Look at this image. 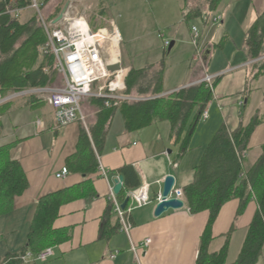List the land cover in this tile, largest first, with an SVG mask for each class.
Wrapping results in <instances>:
<instances>
[{
	"label": "crops",
	"instance_id": "0c3cea01",
	"mask_svg": "<svg viewBox=\"0 0 264 264\" xmlns=\"http://www.w3.org/2000/svg\"><path fill=\"white\" fill-rule=\"evenodd\" d=\"M2 1L0 0V3ZM152 1L154 4L158 3L161 9H167L165 12L164 10L158 12L159 23L161 22L162 26L172 27L175 22L184 19L181 0ZM34 11L30 7L21 10L19 18L21 22L28 23L34 18L37 15L33 13ZM262 15H264V0L221 2L213 16L221 17L225 29L222 37L227 38L226 45L234 39L237 44H234V51L217 56L212 69L211 63L218 49L217 43L207 40L206 36H201L200 52L194 57L196 65L191 70L192 74L187 78V82L181 84V89L201 84L204 75H219L221 79L214 89V99L207 107L209 119L197 126L188 153L178 161L179 146L171 137L169 121H158L138 131H130L122 115L116 113L108 127L106 140L99 156L96 153L99 158V169L89 177L90 195L81 196L64 205L60 217L55 222L56 229L70 228L72 238L64 244L52 247L55 256L46 263L37 262L38 255L34 254L26 258L25 263L139 264L131 250V243L140 246L150 239L152 244L140 253V264H196L209 213L193 215L185 201L183 209L169 210L162 216L155 217L157 206L155 200L163 192L167 176L175 177L176 187L182 190L193 181L194 168L204 148L223 125L233 132L238 129L241 120L248 124L252 118L258 116L262 123L254 132L249 151L245 153V168L252 167L260 157L264 145V74L258 79H255V75L260 66L264 65V61L249 64L251 59L247 53L245 40L252 24ZM190 32L192 36V28ZM118 33L121 36V32ZM162 36L167 39L165 35ZM173 43L174 47L176 43L171 42V45ZM225 49L224 47L218 50L225 52ZM121 53L124 68L128 72L131 68L145 69L151 65L159 66L158 63L147 62L136 66L140 56L134 50L130 56L127 54V57L122 48ZM144 58L147 61V57ZM60 81V75L54 70L52 82L46 88L55 87ZM171 91L170 88L165 90V92ZM32 96L38 106L35 109L28 103V97L0 108V148L10 147V157L21 164L29 184L28 189L21 196L16 197L14 209L0 216V263L9 256L20 253L24 248L36 205L42 197L84 183L85 178L80 174L70 172L64 179L58 178L57 175L63 168H67L68 159L77 152L81 132L85 130L90 133L99 113L94 101L86 99L82 105L84 121L59 127L52 107L45 100L47 94ZM38 120L41 121L40 126L37 125ZM126 165L135 168L141 185L145 183L150 185L153 202L132 210L130 235L123 232L120 225V230L101 238L102 228L111 230L117 222L115 216L109 220L111 189L115 188L116 181L120 177L116 172ZM100 167L108 172V177L101 174ZM127 206H130V202ZM239 206V200L228 202L221 210L213 228L212 252L222 248L225 236L234 229L227 264H234L237 261L258 208L255 201L251 202L246 212L238 218ZM116 251L119 254L115 259H111L110 255ZM258 264H264V250Z\"/></svg>",
	"mask_w": 264,
	"mask_h": 264
},
{
	"label": "trees",
	"instance_id": "16d2710c",
	"mask_svg": "<svg viewBox=\"0 0 264 264\" xmlns=\"http://www.w3.org/2000/svg\"><path fill=\"white\" fill-rule=\"evenodd\" d=\"M39 1L42 11V8L52 0ZM181 1L186 22L202 18L207 25L213 20V14L217 12L223 0H202L203 2L198 0L199 3L194 8L190 7V0ZM31 4L32 0H3L0 3V92L4 96L11 92L46 88L52 82V74L56 70L55 56L45 52L48 39L39 16L36 15L28 23H22L15 17L16 11L27 9ZM226 44L227 38L224 37L216 47L222 50ZM245 45L251 60L264 56V15L257 19L246 33ZM164 72L163 65L130 69L125 79L124 94L129 97L135 95L140 100L122 101L117 106L108 108L105 106V100L89 98L99 109L97 122L89 134L85 130L81 132L77 152L67 161L69 173L82 175L85 178L84 183L42 197L36 205L24 248L0 264H37L25 263L24 258L29 253L37 256L46 249L64 244L72 238L70 228L56 229L55 222L60 217L64 205L81 196L90 195L89 177L99 169L98 156L105 143L110 122L116 113L122 115L130 131H138L158 121H169L171 137L179 146L178 161L188 153L192 136L202 122L204 111L213 101L214 89L221 78L217 77L212 86L201 83L174 92H165ZM263 74L264 65L258 69L255 79ZM27 100L33 109L38 107L33 101V96H29ZM261 123L262 120L255 116L248 124L241 120L240 126L233 132L225 125L221 126L204 148L194 168L193 181L183 188L186 206L191 214L209 213L196 264H227L234 229L225 236L224 244L219 251L212 252L211 245L214 241L213 228L220 212L232 200L240 202L238 218L246 212L251 202L255 201L258 206L234 264H258L262 257L264 145L260 157L252 167L246 169L244 165L245 153L249 151L251 138ZM116 173L124 179L123 190L118 195L119 201L124 203L128 193L141 186V181L132 165H126ZM28 185L21 164L10 157V147L0 148V216L14 209L16 197L21 196L28 189ZM108 212L109 220L115 216L117 222L111 230H105L103 227L101 238L120 230L112 201Z\"/></svg>",
	"mask_w": 264,
	"mask_h": 264
},
{
	"label": "built area",
	"instance_id": "2783aa9c",
	"mask_svg": "<svg viewBox=\"0 0 264 264\" xmlns=\"http://www.w3.org/2000/svg\"><path fill=\"white\" fill-rule=\"evenodd\" d=\"M41 18L42 27L46 33L48 43L45 52L55 56L56 70L60 75V84L51 88L27 89L19 92H11L3 95L0 92V108L11 103L35 94H47L46 101L54 111L55 120L59 127H67L73 123L84 121L82 105L86 99L98 98L105 100V106L110 108L117 106L122 101H137L139 99L126 96L125 79L128 74L121 61V36L116 28L109 30L102 27L92 29L90 23L83 17L69 18L66 13L63 18L56 22L45 21L40 11V1L32 0L30 6ZM15 17L20 18V11L15 12ZM221 17L215 18L214 22H220ZM165 48H170L171 43L165 40L162 35ZM193 44L197 52H200L201 34L196 26L192 27ZM264 61V56L257 60H251L249 64ZM219 75H207L202 83L212 86ZM98 85L95 92V86ZM169 94V93H167ZM243 104V103H242ZM209 119V109L204 111L201 121ZM1 120V115H0ZM41 125V121H37ZM99 160V158H98ZM101 174L108 177V172L100 167ZM69 174L68 168H63L57 175L64 179ZM130 206L123 209L114 189H111V199L114 203V211L121 223V230L128 235L132 230L130 215L133 209L145 207L153 202L150 194V185L143 184L139 188L130 191ZM168 199H179L185 204L183 190L174 185ZM157 205L162 202V193L156 200ZM152 244L150 239L143 244L131 243V250L140 264L141 252ZM119 254L118 251L110 255L111 259ZM29 253L26 258L32 257ZM55 252L48 248L40 253L36 259L39 263H46L54 258ZM24 258V259H26Z\"/></svg>",
	"mask_w": 264,
	"mask_h": 264
},
{
	"label": "rangeland",
	"instance_id": "374dc122",
	"mask_svg": "<svg viewBox=\"0 0 264 264\" xmlns=\"http://www.w3.org/2000/svg\"><path fill=\"white\" fill-rule=\"evenodd\" d=\"M197 3H199L198 0H190V7L194 8ZM160 10L165 12L167 9H161L158 3L154 4L152 0H52L45 8H42V15L45 19L53 21L66 13V17L68 15L69 18L83 17L95 30L101 27H107L109 30L117 28L118 32H121V48L125 56L127 57V54L130 56L134 50L142 60L139 59L136 66L144 62L163 65L165 90L170 88L171 92H174V90H180L187 82V78L192 74L191 70L196 65L194 57L198 52L193 44L191 28L196 26L201 36H206L207 40L217 44L223 39L225 29L221 21L212 20L206 25L202 18H195L188 22L182 19L180 22H175L172 27H164L161 22L159 23ZM33 13L36 14L35 11ZM160 35H165L167 39H170L168 40L170 43H176L171 51L165 48ZM234 44H237L235 39L225 45V52L216 50L211 69L215 65L217 56L234 51ZM143 56L147 57V61ZM122 65L125 67L123 61ZM206 76L204 75L202 80ZM97 88L98 85L95 86V92Z\"/></svg>",
	"mask_w": 264,
	"mask_h": 264
},
{
	"label": "water",
	"instance_id": "95a60500",
	"mask_svg": "<svg viewBox=\"0 0 264 264\" xmlns=\"http://www.w3.org/2000/svg\"><path fill=\"white\" fill-rule=\"evenodd\" d=\"M62 18H63V14L60 15L59 18L56 19V22H59ZM173 45L174 43L169 48V51L172 50ZM175 182H176L175 177L171 175L165 178L163 192H162V202L156 206L155 217H160L166 212H168L169 210H181L184 208L185 204L182 200L168 199V196L171 190L173 189ZM123 186H124V179L122 176H120L118 180L116 181V186L114 188V192L116 195H119L122 192ZM128 203H129V198H127L125 202L123 203L122 205L123 209L126 208Z\"/></svg>",
	"mask_w": 264,
	"mask_h": 264
},
{
	"label": "bare ground",
	"instance_id": "6f19581e",
	"mask_svg": "<svg viewBox=\"0 0 264 264\" xmlns=\"http://www.w3.org/2000/svg\"><path fill=\"white\" fill-rule=\"evenodd\" d=\"M40 11H41V2H40ZM37 13V12H36ZM41 14H42V11H41ZM37 15L39 16V18H40V15L37 13ZM42 17H43V15H42ZM44 18V17H43ZM45 19V18H44ZM40 20H41V18H40ZM45 21H47L46 19H45ZM48 22V21H47ZM49 23V22H48ZM46 34V33H45ZM120 225H121V223H120ZM53 249V248H52ZM54 250V249H53Z\"/></svg>",
	"mask_w": 264,
	"mask_h": 264
}]
</instances>
